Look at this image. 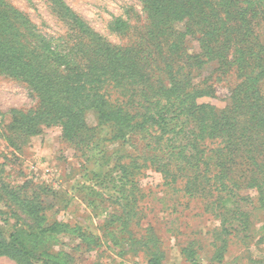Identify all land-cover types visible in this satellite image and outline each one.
I'll use <instances>...</instances> for the list:
<instances>
[{"label": "trees", "instance_id": "trees-1", "mask_svg": "<svg viewBox=\"0 0 264 264\" xmlns=\"http://www.w3.org/2000/svg\"><path fill=\"white\" fill-rule=\"evenodd\" d=\"M54 2L69 24L57 38L40 33L23 12L0 0V71L22 79L39 97L36 111L11 110L10 129L29 136L41 123H55L64 139L85 146L95 136L87 121L93 112L108 142L126 143L132 133L149 136L153 168L166 184L184 181L190 196L211 194L221 207L243 187L264 197V36L255 29L252 1L143 0L145 39L165 60V79L151 73L142 48L110 44L62 0ZM124 26L117 21L115 27ZM187 36H197L198 53L187 51ZM177 61L188 72L174 70ZM211 62L236 66L242 80L223 109L199 102L213 87L193 81L191 71ZM126 166L119 163L125 175H134ZM58 226L29 235L56 232ZM26 237L17 231L9 242L0 234V255L32 264ZM148 264L160 263L155 256Z\"/></svg>", "mask_w": 264, "mask_h": 264}, {"label": "rangeland", "instance_id": "rangeland-1", "mask_svg": "<svg viewBox=\"0 0 264 264\" xmlns=\"http://www.w3.org/2000/svg\"><path fill=\"white\" fill-rule=\"evenodd\" d=\"M5 1L48 37L69 31L55 0ZM250 1L258 12L255 29L264 36V0ZM62 2L110 44L142 48L155 68L149 67L151 73L167 77L160 51L145 39L143 0ZM117 21L125 26L115 27ZM175 25L183 29L182 23ZM185 44L191 54L200 51L197 36H187ZM173 65L188 72L181 61ZM205 67L191 71L193 81L213 87V94L199 102L223 109L242 81L237 67L224 69L215 62ZM38 107L39 97L26 82L0 71V234L9 242L14 232L27 235L32 264H148L155 256L160 264H264V197L256 189H238L226 207L212 203L211 194L190 196L184 181L166 184L153 168L149 136L132 133L126 143L108 142L93 112L87 121L95 136L85 146L64 139L55 123H41L29 136L10 129L12 109ZM117 161L135 174L125 175ZM235 177L244 181L239 172ZM54 223L56 232L29 235ZM0 264L25 263L0 255Z\"/></svg>", "mask_w": 264, "mask_h": 264}]
</instances>
